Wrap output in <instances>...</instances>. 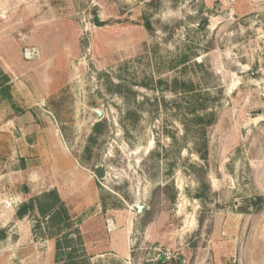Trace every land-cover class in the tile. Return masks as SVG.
<instances>
[{"label":"rangeland","instance_id":"obj_1","mask_svg":"<svg viewBox=\"0 0 264 264\" xmlns=\"http://www.w3.org/2000/svg\"><path fill=\"white\" fill-rule=\"evenodd\" d=\"M173 78L215 114L205 150ZM72 161L91 187L58 237L89 264H264V0H0V264H54L58 227L15 213ZM131 220L124 256L93 257Z\"/></svg>","mask_w":264,"mask_h":264},{"label":"trees","instance_id":"obj_2","mask_svg":"<svg viewBox=\"0 0 264 264\" xmlns=\"http://www.w3.org/2000/svg\"><path fill=\"white\" fill-rule=\"evenodd\" d=\"M95 22L99 25L101 24L97 17H95ZM206 23V19H203L201 25L204 26L206 25ZM143 26L149 32L153 30L150 21L146 17L143 18ZM183 59L185 60L186 58L184 57ZM157 81L158 84H164L166 89L180 95L178 100L172 101L176 103V106L180 107L183 106L182 103H185V105L187 104L191 107L188 112H201V115L195 116L194 120V123L199 128V133L196 134L197 138L192 139L194 144L200 143L205 150V146L207 143L205 130L207 126L211 125L215 121V114L211 109H209V104H205L201 101L197 104L198 96H201V94H191L192 92L196 91L195 85L191 81L185 82L184 80H178L177 78L168 80V82L162 79H158ZM120 85L121 84H118L117 87H119ZM119 91L120 90L118 88V92ZM186 94H189L188 97L186 96ZM203 96H208V94L203 93ZM101 126L102 122L100 121L93 124L92 134L89 136L90 141L94 140L95 136L99 134ZM184 137H186V134L184 135ZM86 149L88 151V148ZM255 203L256 202L254 201V204ZM34 209L37 210L43 218L47 219L46 228H48L49 225L58 227L55 233H51L49 237H58L65 228L71 226V222L68 221V216L66 214L65 208L62 205L61 199L57 191L53 188L47 190L41 196L32 197L27 201L20 203L18 208L16 209L15 216L17 218H22L23 216L30 214ZM62 236L63 241L60 237H58L55 241L56 254L54 264H88L87 257L82 252L83 250H79L78 253L75 247L77 243L81 245L82 242L80 237L78 239L74 238L71 232H63Z\"/></svg>","mask_w":264,"mask_h":264},{"label":"crops","instance_id":"obj_3","mask_svg":"<svg viewBox=\"0 0 264 264\" xmlns=\"http://www.w3.org/2000/svg\"><path fill=\"white\" fill-rule=\"evenodd\" d=\"M72 167H73V169L71 171L70 177L65 176L64 183L62 181H60L61 184L63 183V184H66L70 187L68 190H65V188H63L59 185L53 184V186H52V188L57 191V193L61 199H64L66 197H72L76 193L75 191L81 190L82 187L85 186L86 184H89V186L91 187V178L92 177H91V174H89L88 169H85L83 166H81V168H84L83 170L78 169L73 164V161H72ZM76 181H78V182H76ZM73 185L75 187L71 188V187H73ZM79 199H82V198L80 197ZM106 225L109 226V228L106 227L107 231L112 230V226H113L112 222L107 223V221H106ZM132 226H133V221L131 220V221H129V230H127V232H125V230L124 231L123 230H118V231L116 230L114 232L108 233V235H106V237L103 239L104 248H102L101 254L96 252L93 254V257L97 256V255L101 256L102 254H107V255H109V254L119 255L120 254V255L124 256L126 254V252L130 249V246H131L129 236H130V233L132 231ZM83 246H84V244H83ZM85 255L87 257V261L89 264V256H88V254H85Z\"/></svg>","mask_w":264,"mask_h":264},{"label":"water","instance_id":"obj_4","mask_svg":"<svg viewBox=\"0 0 264 264\" xmlns=\"http://www.w3.org/2000/svg\"><path fill=\"white\" fill-rule=\"evenodd\" d=\"M94 114L96 115V117H97L98 119H100V118L102 117V111L99 110V109H95V110H94ZM133 206H134V208L137 210L138 213H141V212L146 208L145 205H143V204H137V203L134 204ZM163 259H164V255H161V256L159 257V261H161V260H163Z\"/></svg>","mask_w":264,"mask_h":264},{"label":"built area","instance_id":"obj_5","mask_svg":"<svg viewBox=\"0 0 264 264\" xmlns=\"http://www.w3.org/2000/svg\"><path fill=\"white\" fill-rule=\"evenodd\" d=\"M36 52H37V49L35 47H24L22 51L23 57L25 59H29L35 56Z\"/></svg>","mask_w":264,"mask_h":264}]
</instances>
